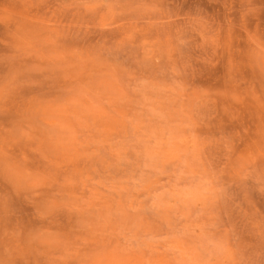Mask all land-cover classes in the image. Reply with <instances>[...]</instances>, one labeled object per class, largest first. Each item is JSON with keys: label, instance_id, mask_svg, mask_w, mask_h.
Here are the masks:
<instances>
[{"label": "rangeland", "instance_id": "1", "mask_svg": "<svg viewBox=\"0 0 264 264\" xmlns=\"http://www.w3.org/2000/svg\"><path fill=\"white\" fill-rule=\"evenodd\" d=\"M98 4L0 0V53L34 61L67 88L55 95H29L21 84L10 108L35 118L34 140L24 148L33 183L43 184L34 190L68 206L37 218L33 200L40 198L22 192L9 212L0 213V264H197L195 179L180 190L181 209L187 207L190 215L179 225L137 224L133 209L142 193L133 189L140 187V177L105 170L98 156L144 137L166 141L173 153L198 149L200 129L191 132L182 113L163 127L149 125L121 84L133 65L182 55L202 91L230 93L215 96V118L209 113L201 125L207 138L227 140L238 133L244 142L238 159L229 163H259L264 96L244 85L233 89L227 80L247 34L258 22L264 30V0H175L140 19L118 8L92 6ZM173 16L199 19L207 31L197 23L178 31L166 22ZM237 75L251 79L243 68ZM258 209L264 212V205ZM22 224L43 243L29 244Z\"/></svg>", "mask_w": 264, "mask_h": 264}, {"label": "clouds", "instance_id": "2", "mask_svg": "<svg viewBox=\"0 0 264 264\" xmlns=\"http://www.w3.org/2000/svg\"><path fill=\"white\" fill-rule=\"evenodd\" d=\"M174 2L99 0L98 5L92 6L118 8L140 19L146 14L160 13L161 5ZM166 22L176 24L178 31L192 23L200 24L207 31L206 23L196 18L173 16ZM236 56V71L230 70L227 82L233 89L244 85L258 89L264 96V30L259 28V22L257 29L247 34ZM240 68L251 72L250 80L237 75ZM21 84L29 95H55L67 90L34 61H16L15 57L0 53V213L9 212L14 200L22 192H28L31 197L40 198L33 200L37 218L40 213L51 216L68 206L62 201L49 200L43 191L34 190L43 184L33 183L24 148L34 140L35 118L32 114L20 115L10 108ZM121 84L129 103L143 110L149 125L163 127L177 113H182L191 125V132L200 129V145L196 150L182 149L173 153L166 141L153 143L150 137H144L111 147L98 156V164L105 170L140 177L137 181L140 187L133 189L142 193L133 209L137 224L179 225L190 215L187 207L181 209L184 201L180 190L194 178L199 191L193 202L200 226L195 249L200 255L197 264H264V212L258 209V205H264V158L259 163L252 159L245 166L230 164V160L238 159L243 137L234 132L232 139H209L201 128L209 113L215 118V96H228L229 91L217 94L202 91L191 62L182 55L133 65ZM260 123L264 138V118ZM261 156L264 157V153ZM20 227L25 230L29 244L43 243L27 224Z\"/></svg>", "mask_w": 264, "mask_h": 264}]
</instances>
